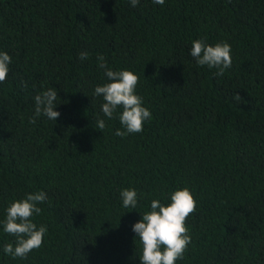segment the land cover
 Wrapping results in <instances>:
<instances>
[{
	"label": "trees",
	"instance_id": "obj_1",
	"mask_svg": "<svg viewBox=\"0 0 264 264\" xmlns=\"http://www.w3.org/2000/svg\"><path fill=\"white\" fill-rule=\"evenodd\" d=\"M197 39L230 45L223 76L197 66ZM0 52L11 57L0 83V221L13 200L48 197L31 218L47 228L42 246L12 258L3 246L16 238L0 225V264H141L133 225L185 187L196 210L176 264H264V0H0ZM101 55L139 77L151 112L141 133L117 136L119 110L103 115L93 94L107 82ZM48 88L60 116L31 123ZM123 189L137 192L135 208L123 207Z\"/></svg>",
	"mask_w": 264,
	"mask_h": 264
},
{
	"label": "clouds",
	"instance_id": "obj_2",
	"mask_svg": "<svg viewBox=\"0 0 264 264\" xmlns=\"http://www.w3.org/2000/svg\"><path fill=\"white\" fill-rule=\"evenodd\" d=\"M129 3L135 8L140 0H129ZM153 3L162 6L165 0H153ZM88 55L87 52L82 51L78 57L84 61ZM190 55L197 66L216 69L217 76H223L232 65L231 47L226 42L210 45L204 40H194ZM10 64V55L7 52H0V83L7 79ZM98 66L104 69L107 82L95 86L93 94L102 97L101 110L105 117L112 119L114 113L119 110L118 119L124 130H117L115 135L124 137L128 134L141 133L144 122L151 119V112L143 106L142 97L136 94L139 77L129 70H112L102 55L98 56ZM57 98L55 88H48L37 94L34 97L35 114L30 122L35 123L41 115L56 121L60 116L59 112L54 111ZM234 99L241 100L238 95ZM96 125L101 130L106 127L103 119H97ZM120 197L123 207L137 206V192L134 189L121 190ZM47 199V193L37 191L26 194L24 198L13 200L9 204L6 208V216L0 221V225L5 233L16 239L14 243L10 242L3 246L5 254L12 258L24 259L30 252L42 246L47 228L44 225L38 227L31 218L33 214H41L42 209L38 205ZM150 208L151 210L141 215V220L132 228L142 246V254L139 257L141 264H176L177 260L183 259L191 242L186 220L195 212L196 201L190 190L185 187L170 194V203L163 204L160 200L154 199Z\"/></svg>",
	"mask_w": 264,
	"mask_h": 264
}]
</instances>
